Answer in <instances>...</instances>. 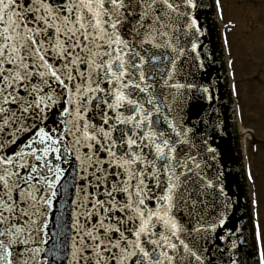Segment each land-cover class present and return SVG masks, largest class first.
<instances>
[{"label":"snow or ice","instance_id":"1","mask_svg":"<svg viewBox=\"0 0 264 264\" xmlns=\"http://www.w3.org/2000/svg\"><path fill=\"white\" fill-rule=\"evenodd\" d=\"M203 6L0 0V264H264L216 167Z\"/></svg>","mask_w":264,"mask_h":264},{"label":"rangeland","instance_id":"2","mask_svg":"<svg viewBox=\"0 0 264 264\" xmlns=\"http://www.w3.org/2000/svg\"><path fill=\"white\" fill-rule=\"evenodd\" d=\"M224 23H235L228 31L233 69L237 81L238 98L243 116L247 152L253 170L256 208L264 229V0H221ZM252 138V139H251ZM261 142L252 157V144ZM260 144V143H259Z\"/></svg>","mask_w":264,"mask_h":264},{"label":"water","instance_id":"3","mask_svg":"<svg viewBox=\"0 0 264 264\" xmlns=\"http://www.w3.org/2000/svg\"><path fill=\"white\" fill-rule=\"evenodd\" d=\"M203 7L199 11V24L205 35L200 36L202 45H206V50L202 47L199 51H204L205 55H210L214 63L208 69L216 77L219 83V91L216 93L218 100L216 107L219 111L220 129L215 134L213 146L217 148L220 167L226 176L225 187L233 199L238 201L235 209L236 217L244 216L250 210L247 191L244 183V175L241 162V149L239 145V132L233 115V97L229 94L226 79L225 64L223 61V49L221 45L219 28L215 16L213 0H203ZM190 46V45H189ZM199 78L200 73L196 68L192 69ZM225 83V85H224ZM224 87L226 91H224ZM206 104V102H205ZM202 104L201 106H205ZM198 109H193V116ZM215 143V145H214Z\"/></svg>","mask_w":264,"mask_h":264},{"label":"bare ground","instance_id":"4","mask_svg":"<svg viewBox=\"0 0 264 264\" xmlns=\"http://www.w3.org/2000/svg\"><path fill=\"white\" fill-rule=\"evenodd\" d=\"M232 97H233V96H232ZM233 100H234V97H233ZM245 133H248V136H250V134H249V132H247V130H245ZM245 133H244V134H245ZM244 149H245V148H244Z\"/></svg>","mask_w":264,"mask_h":264}]
</instances>
